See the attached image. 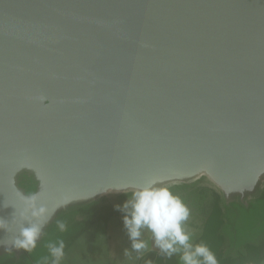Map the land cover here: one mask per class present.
<instances>
[{
    "label": "water",
    "instance_id": "1",
    "mask_svg": "<svg viewBox=\"0 0 264 264\" xmlns=\"http://www.w3.org/2000/svg\"><path fill=\"white\" fill-rule=\"evenodd\" d=\"M153 177L264 191V0H0V255L26 252L5 245L23 197L48 208L38 245Z\"/></svg>",
    "mask_w": 264,
    "mask_h": 264
},
{
    "label": "rangeland",
    "instance_id": "2",
    "mask_svg": "<svg viewBox=\"0 0 264 264\" xmlns=\"http://www.w3.org/2000/svg\"><path fill=\"white\" fill-rule=\"evenodd\" d=\"M203 188L220 196V209L225 217L223 233L218 231V235L223 234L218 240L220 242L216 245L214 243L207 245L209 249L224 258H232L230 264H264V191L258 198H253L248 207H243L236 202L227 205L221 189L207 177L190 185L172 188V193L178 195L190 209V216L184 228L190 234V243L193 246L197 245L194 242L203 233L207 218L205 212L211 209L210 205L204 207L200 195ZM130 198L131 193L128 198L118 193H109L94 203L62 212L50 224L44 240L35 249L25 252L21 258H16L12 254L0 255V264H47L52 258L49 244H56L60 240H63L65 247L64 257L59 264L139 263L141 259L139 255H143L146 250L139 253L132 250L131 240L123 223L125 215L123 210L107 221L95 220L97 216H103L113 207L116 208V205L122 206ZM61 221L66 225L64 231L58 227V222ZM77 230L81 233L76 237ZM141 239L147 242V253L157 252L158 248L155 247L149 230H142ZM125 249L128 250L127 255ZM181 252L183 249L173 254L171 259L164 254L155 257L157 259H154L153 264H183L180 259ZM159 254L162 253L157 255Z\"/></svg>",
    "mask_w": 264,
    "mask_h": 264
},
{
    "label": "clouds",
    "instance_id": "3",
    "mask_svg": "<svg viewBox=\"0 0 264 264\" xmlns=\"http://www.w3.org/2000/svg\"><path fill=\"white\" fill-rule=\"evenodd\" d=\"M106 191L119 192L125 189L111 187ZM130 191L131 198L122 206L116 205V208L125 212L123 223L131 240L132 250L139 253L147 249V242L141 239L142 230L147 229L152 234L155 247L169 259L183 249L180 257L183 264H218L215 254L206 244L193 246L190 243L191 236L184 228L190 216V209L178 195L172 193L169 184L153 177L131 188ZM22 199L24 206L19 211L21 221L19 235H12L5 245L31 252L36 248L42 227L49 219L48 208L43 204L37 205L36 195ZM23 220L29 221L28 227L23 226ZM58 227L64 231L66 225L61 221L58 222ZM0 228L11 232L6 220L0 219ZM64 247L63 240L49 244L52 264H59L64 257ZM10 250L11 248L8 249ZM125 254H128L127 249ZM147 264H151V261Z\"/></svg>",
    "mask_w": 264,
    "mask_h": 264
},
{
    "label": "trees",
    "instance_id": "4",
    "mask_svg": "<svg viewBox=\"0 0 264 264\" xmlns=\"http://www.w3.org/2000/svg\"><path fill=\"white\" fill-rule=\"evenodd\" d=\"M27 189H29V187H26ZM201 196H202V200H203V204L204 207L207 205H210L211 209L210 211H206L205 215L207 214V218L205 221V226H204V230L203 233L199 236L198 239H196V241L194 243L198 244H217L219 238H221V233L223 226L225 225L224 223V213L222 212V210L220 209V196L215 193L214 191H211L207 188H203L201 189ZM212 193V195H211ZM127 197V196H125ZM128 198V197H127ZM120 214V210H117V208H112L110 211H108L106 214H104L103 216H97V218L95 220H100V219H104L105 221H107L108 219L117 216ZM220 231V235L219 232ZM81 232H79L78 230L76 231V237L80 234ZM213 246V245H212ZM253 246V245H252ZM251 246V247H252ZM254 249V246L252 247ZM259 248V246L257 247ZM243 254V253H242ZM221 255V254H220ZM218 255V253H215V256L217 261H219V264H230L232 261V258L227 259L224 258L223 256ZM246 256V255H245ZM243 256V257H245ZM156 257V254L153 252H149L147 254H145L144 256L141 257L140 261L138 264H147L148 261H151V264L154 263V259ZM234 260V259H233ZM47 264H52V258L50 259V261Z\"/></svg>",
    "mask_w": 264,
    "mask_h": 264
},
{
    "label": "crops",
    "instance_id": "5",
    "mask_svg": "<svg viewBox=\"0 0 264 264\" xmlns=\"http://www.w3.org/2000/svg\"><path fill=\"white\" fill-rule=\"evenodd\" d=\"M145 250H146L145 253H147V250H148V249H145ZM152 250H153V249H152ZM152 250H151V251H152ZM152 252H154V253L156 254V257L163 255V254H159V255H157L158 253H160V250H159V249H157V252H156V251H152ZM145 253H144V254H145ZM182 253H183V252H181V255H182ZM144 254H143V255H139V259H140L142 256H144ZM156 259H157V258H156ZM156 259H155V260H156ZM137 262H138V261H137ZM137 264H138V263H137Z\"/></svg>",
    "mask_w": 264,
    "mask_h": 264
}]
</instances>
